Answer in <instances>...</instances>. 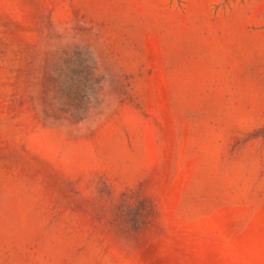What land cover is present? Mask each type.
<instances>
[{
    "label": "rangeland",
    "instance_id": "374dc122",
    "mask_svg": "<svg viewBox=\"0 0 264 264\" xmlns=\"http://www.w3.org/2000/svg\"><path fill=\"white\" fill-rule=\"evenodd\" d=\"M0 264H264V0H0Z\"/></svg>",
    "mask_w": 264,
    "mask_h": 264
}]
</instances>
